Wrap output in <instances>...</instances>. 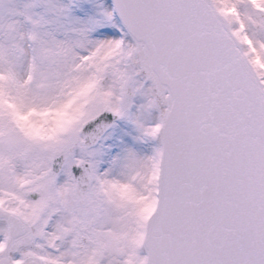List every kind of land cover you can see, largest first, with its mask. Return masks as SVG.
<instances>
[{"label":"snow or ice","instance_id":"1","mask_svg":"<svg viewBox=\"0 0 264 264\" xmlns=\"http://www.w3.org/2000/svg\"><path fill=\"white\" fill-rule=\"evenodd\" d=\"M0 264H264V0H0Z\"/></svg>","mask_w":264,"mask_h":264}]
</instances>
